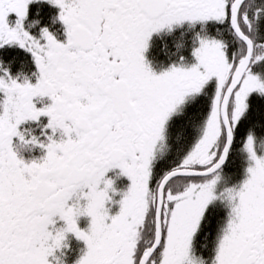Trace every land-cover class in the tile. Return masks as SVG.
Here are the masks:
<instances>
[{
  "label": "snow or ice",
  "instance_id": "1",
  "mask_svg": "<svg viewBox=\"0 0 264 264\" xmlns=\"http://www.w3.org/2000/svg\"><path fill=\"white\" fill-rule=\"evenodd\" d=\"M0 264H264V0H0Z\"/></svg>",
  "mask_w": 264,
  "mask_h": 264
},
{
  "label": "flooded vegetation",
  "instance_id": "2",
  "mask_svg": "<svg viewBox=\"0 0 264 264\" xmlns=\"http://www.w3.org/2000/svg\"><path fill=\"white\" fill-rule=\"evenodd\" d=\"M40 153L39 152H37L35 155H39ZM28 156V155H27Z\"/></svg>",
  "mask_w": 264,
  "mask_h": 264
},
{
  "label": "rangeland",
  "instance_id": "3",
  "mask_svg": "<svg viewBox=\"0 0 264 264\" xmlns=\"http://www.w3.org/2000/svg\"><path fill=\"white\" fill-rule=\"evenodd\" d=\"M75 246V245H74Z\"/></svg>",
  "mask_w": 264,
  "mask_h": 264
}]
</instances>
